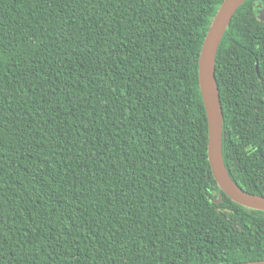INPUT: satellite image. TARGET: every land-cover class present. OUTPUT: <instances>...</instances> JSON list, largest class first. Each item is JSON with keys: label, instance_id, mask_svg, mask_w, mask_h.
<instances>
[{"label": "trees", "instance_id": "trees-1", "mask_svg": "<svg viewBox=\"0 0 264 264\" xmlns=\"http://www.w3.org/2000/svg\"><path fill=\"white\" fill-rule=\"evenodd\" d=\"M223 1L0 0V264L264 261V213L208 160L199 59ZM259 3L216 79L226 167L264 197Z\"/></svg>", "mask_w": 264, "mask_h": 264}, {"label": "water", "instance_id": "water-1", "mask_svg": "<svg viewBox=\"0 0 264 264\" xmlns=\"http://www.w3.org/2000/svg\"><path fill=\"white\" fill-rule=\"evenodd\" d=\"M248 0H224L220 5L202 46L199 59V87L208 119V160L220 190L234 203L264 213V197L251 194L231 177L223 155L224 114L216 79V61L222 41L239 8ZM258 19L264 22V8L256 7ZM221 202V194H219ZM242 264H264V261Z\"/></svg>", "mask_w": 264, "mask_h": 264}]
</instances>
